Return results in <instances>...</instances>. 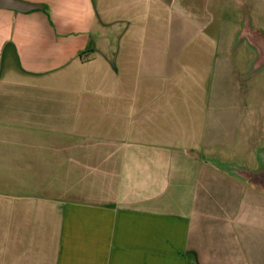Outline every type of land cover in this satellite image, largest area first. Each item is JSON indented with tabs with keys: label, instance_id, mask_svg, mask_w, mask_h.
Listing matches in <instances>:
<instances>
[{
	"label": "crops",
	"instance_id": "0c3cea01",
	"mask_svg": "<svg viewBox=\"0 0 264 264\" xmlns=\"http://www.w3.org/2000/svg\"><path fill=\"white\" fill-rule=\"evenodd\" d=\"M25 1L43 7L0 8V81L15 72L41 83L78 69L85 83L121 79L109 35L146 32L162 4ZM75 93L80 106L67 113L49 105L58 92L0 90V264H264V192L208 161L243 147L256 152L246 166L258 167L264 141L243 127L236 100L228 123L227 94H214L197 134L173 128L146 95L132 117L84 103L93 90Z\"/></svg>",
	"mask_w": 264,
	"mask_h": 264
},
{
	"label": "rangeland",
	"instance_id": "374dc122",
	"mask_svg": "<svg viewBox=\"0 0 264 264\" xmlns=\"http://www.w3.org/2000/svg\"><path fill=\"white\" fill-rule=\"evenodd\" d=\"M247 7L251 25L264 31V0H162L156 11L160 19L153 11L146 32L131 27L109 35L116 45L115 73L122 75L121 79L85 83L83 77L88 72L78 69L40 83L13 72L0 81V90L58 92L60 98L50 99L49 105L67 113L80 106L75 92L93 90L96 94L86 97L84 103L111 112L130 110L132 117L140 106L139 96L146 95L147 107L169 113L173 128L197 134L205 129L213 111V96L220 91L227 94L228 123L229 108L237 101L243 109V127L262 136L263 143L264 67L250 72L255 50L238 38ZM136 15L132 10L128 13L132 19ZM124 119L116 117L120 123L126 122ZM243 150L221 147L215 151L219 159L255 166L256 152L251 158ZM261 198L257 196L258 201Z\"/></svg>",
	"mask_w": 264,
	"mask_h": 264
},
{
	"label": "water",
	"instance_id": "95a60500",
	"mask_svg": "<svg viewBox=\"0 0 264 264\" xmlns=\"http://www.w3.org/2000/svg\"><path fill=\"white\" fill-rule=\"evenodd\" d=\"M42 7V4L25 0H0V8L12 9L18 12H28ZM238 38L239 40H246L255 50L256 57L251 63L250 72L262 69L264 67V31L251 25L248 7L244 13V27L239 32ZM208 161L220 170L247 181L257 190L264 192V145L258 149L257 168L237 162H224L216 157H211ZM191 264H197V262L192 260Z\"/></svg>",
	"mask_w": 264,
	"mask_h": 264
}]
</instances>
